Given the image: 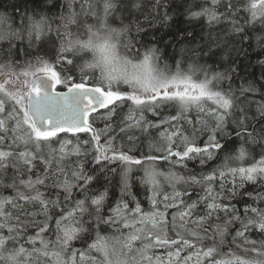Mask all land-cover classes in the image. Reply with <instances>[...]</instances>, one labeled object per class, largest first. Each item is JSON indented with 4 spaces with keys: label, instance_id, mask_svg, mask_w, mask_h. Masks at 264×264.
<instances>
[{
    "label": "snow or ice",
    "instance_id": "6c2138e0",
    "mask_svg": "<svg viewBox=\"0 0 264 264\" xmlns=\"http://www.w3.org/2000/svg\"><path fill=\"white\" fill-rule=\"evenodd\" d=\"M42 3L51 8L20 13L18 25L0 10V36L8 38L7 47L0 44V264H264L237 255L264 256V0H65L59 15L58 0ZM176 16L190 27H179ZM82 17L118 22L145 37L147 28L169 29L173 52L161 51L153 36L138 47L136 62L117 57L108 40L76 38L91 32ZM201 18L207 23L197 30L192 21ZM25 39L29 48L55 50L59 71L40 56L19 64L15 41ZM84 49L93 50L91 62L77 55ZM253 65L259 76L247 78L245 68ZM97 69L98 83L87 87L84 80ZM58 85L67 90L49 91ZM96 121L104 127H94ZM141 137L159 156L129 155ZM218 153L223 163L205 171ZM158 159L186 171L160 172ZM193 161L200 171L189 169ZM116 162L119 170L110 167ZM132 165L142 168L150 211L132 195ZM114 176L120 198L113 207ZM159 177L170 193L161 191ZM197 188L201 194L192 199L189 190ZM168 209H177L170 219ZM76 241L86 247H74ZM226 244L235 250L222 252Z\"/></svg>",
    "mask_w": 264,
    "mask_h": 264
},
{
    "label": "trees",
    "instance_id": "16d2710c",
    "mask_svg": "<svg viewBox=\"0 0 264 264\" xmlns=\"http://www.w3.org/2000/svg\"><path fill=\"white\" fill-rule=\"evenodd\" d=\"M65 2V0H58V6L53 9V11L59 15L60 12L64 11L65 9L61 8L60 5H63ZM49 8H51V5H45L42 3V0H0V10H5L7 12H9L12 16L16 17V24H19V14L24 12V11H32V10H36V11H47ZM76 11H79V4L77 3L74 6ZM183 11V9H182ZM49 15H52L51 12L48 13ZM177 20V24L179 27L182 28H188L190 27V25L187 24V19L185 16H176L175 17ZM143 19V18H141ZM88 20L90 22H92L94 20V17H90L88 18ZM207 21L206 19L201 18L199 21H192V26L194 28H197V30H199V26L201 24L206 25ZM116 24H119L118 22ZM155 27H159V25H156ZM73 31H75V29H72ZM176 30V26L174 25L173 28L171 29V31H175ZM148 32V35L142 36V41L143 43H149V42H153V36L156 37V40L159 42V47L162 48L166 54H168L169 56L172 54L173 52V48L171 47V39L170 37L166 36V33L169 32V29H164L161 28L158 32L151 29V28H147L146 30ZM55 35V33H53V36ZM84 33L83 30H81L80 35L77 36V39H81V40H85L83 38ZM15 44L17 46V48L20 50V55L17 58L18 59V63L23 65L25 63V61H30V60H34L35 56H40L43 57L46 60H49L50 63H53L56 52L55 50L51 49L49 47V45L44 44L43 46H41L39 43H37L35 46H33L32 48L28 47V42L27 40L24 41H15ZM5 47H7V43L4 44ZM25 52L31 53V55H25ZM86 54V55H85ZM77 55L80 56H84V58L89 61V53L87 51H82V52H78ZM117 57H121L120 55H118L116 53ZM180 57L177 56V59H179ZM90 62V61H89ZM168 63L170 65H173V61L172 60H168ZM245 63L247 64L248 61H245ZM252 63H255V55L253 54V59H252ZM53 66L59 71V65H56L53 63ZM21 69L17 68L16 71H20ZM99 69H97V72H95L94 75L90 74L89 78H86L84 80L85 84H90L93 86H96V84L98 83V77H99ZM253 71H255L256 76H259V71L258 68H256L255 65H253L251 68H245V75L247 76V78H251L248 74L252 73ZM1 78H5L3 76H0ZM77 82H79V79H77ZM241 83V81H237V84ZM124 89H127L126 85H122L121 86ZM57 89H64L63 85H58L56 86ZM257 99H259V97H256ZM126 110V109H125ZM104 111V110H102ZM166 113L168 111H174L173 109H166L165 110ZM96 114H92V116L89 118L90 122L92 121V119L95 117ZM194 115V113H193ZM149 116H151V114H149ZM94 127L96 128H102L104 127V124L100 121H96L94 124ZM79 135L82 139H89L91 136V133H79L76 134ZM137 135H140L139 133H137ZM71 138L73 137L72 134H68V133H62L59 134L58 137L59 138H65V137ZM54 140L56 139L55 137L53 138ZM202 139H206V137H203ZM233 139H235V137H233ZM101 143H104V140H101ZM117 144L121 143L120 140H117L116 142ZM148 144V140L145 139L144 137H141L140 141L138 142V146L135 152L133 153H129V155H135L138 159H142V154H155L157 156H159V153H149V149L147 147ZM126 150V149H125ZM256 151L258 152L259 149H256ZM224 153H218V159H215L213 161H210L204 168L205 171L210 170L213 167H216L217 165L223 163V157H224ZM256 159H259V156H256ZM156 167L157 170L160 172H167L169 170V168L171 167V170L173 171H179L181 172V174H184L186 170H182L180 168L179 165H176L175 167H172L171 165H169L168 162L162 160V159H158L156 162ZM90 167H94L93 165H89ZM110 167H114L117 168V170H119V168L121 167L120 162H116L112 165H110ZM133 168V172H132V176L134 178V182H133V187L131 189L132 195L135 197V200L137 202H140L141 204V208L143 211L147 212L152 210L151 209V204L149 201V197L151 196V192L147 190L146 186L141 184L139 182V178L143 175V171L142 168L140 166L137 165H132ZM189 169H195L196 171H200V166L198 164V162H189ZM160 180V184H161V191L162 192H166V193H170L172 191L171 187L164 181L163 177H159ZM94 189H99V191H103L104 188L101 185H93L92 186ZM246 188H248L249 191H253L258 190V186H253V185H246ZM181 190L182 189H179ZM192 195L191 198L192 199H197L198 196L201 194L200 189L197 188L195 192H192V190H189ZM108 192H109V204H111L113 207L115 206L116 201L119 200L120 198V186H119V177L118 176H114L112 178V183L111 185L108 186ZM4 195H10V192L5 191ZM74 196L77 199H81L83 198L80 194H79V190H74ZM125 199H128L127 197H125ZM162 199V196L158 197V200ZM185 199H187V197H185ZM245 200H247V197H244ZM232 203L235 204L236 208L239 209L241 212L243 211V208L245 207V205L241 202L238 201H232ZM250 203V201H249ZM70 206V205H69ZM135 204H130V207H134ZM202 209V205L200 206ZM160 210H163V205L160 204L159 205ZM177 211V209H168V213H169V219H170V215L171 213ZM57 213L60 212V209L56 210ZM54 227V224H53ZM125 232L127 230H124ZM110 232V230H109ZM109 232H105L102 234H109ZM250 239H254L258 241L257 247L259 246V240L261 239L255 232H253L250 236ZM91 241H89L90 243ZM74 247L80 249V248H84L86 247L85 244H83L80 241H76L74 242ZM9 248H11V245H9ZM163 249H160L159 251H162ZM235 250V246L234 245H229L226 244L223 246L222 248V252L224 253H229L230 251ZM237 255H241L243 256V258L246 259H253V258H257V254L254 252H248L247 254H244L242 250L237 251ZM224 259H228L229 257L227 255H225L223 257Z\"/></svg>",
    "mask_w": 264,
    "mask_h": 264
},
{
    "label": "clouds",
    "instance_id": "9594fccd",
    "mask_svg": "<svg viewBox=\"0 0 264 264\" xmlns=\"http://www.w3.org/2000/svg\"><path fill=\"white\" fill-rule=\"evenodd\" d=\"M58 19V17L56 18ZM82 19H84L82 17ZM84 23L87 28H91V32H87L83 30L85 40L91 38L94 44L103 43L105 40H108L110 44H114L115 51L121 57H127L132 59L133 62L137 61L136 51L142 41V33L137 34L135 28L131 30H125L124 26L121 24L111 23L109 21H98L96 18L92 22L88 19H84ZM60 25L54 24L53 28L59 27ZM110 29H114L115 31H110ZM95 33V35H92ZM135 37V39H134ZM27 40V39H25ZM8 42V38L6 36H0V44H5ZM28 42V41H27ZM152 45H147V47H151ZM159 47V45H158ZM163 51L162 48H160ZM141 52L146 50V47L139 49ZM89 53V61L91 62L94 58L92 49H84ZM192 60L186 61L183 65V70H187L188 65L192 63ZM201 64L203 61L200 62ZM157 69H163L164 62L160 61L156 64ZM172 71H175V68H172ZM199 75V73H197ZM257 261H264V256H258L257 258H253Z\"/></svg>",
    "mask_w": 264,
    "mask_h": 264
},
{
    "label": "water",
    "instance_id": "95a60500",
    "mask_svg": "<svg viewBox=\"0 0 264 264\" xmlns=\"http://www.w3.org/2000/svg\"><path fill=\"white\" fill-rule=\"evenodd\" d=\"M50 83L51 82H49V85H50ZM87 87H93V85H90V84H85ZM67 89L66 88H64V89H57L56 87L53 89V88H51L50 86H49V91H66ZM103 110V109H102ZM102 110H100V111H102ZM93 114H95V113H93ZM82 133V132H81ZM59 134H62V133H59ZM58 134V135H59ZM68 134H72V133H68ZM79 134V133H78ZM73 135V134H72Z\"/></svg>",
    "mask_w": 264,
    "mask_h": 264
},
{
    "label": "rangeland",
    "instance_id": "374dc122",
    "mask_svg": "<svg viewBox=\"0 0 264 264\" xmlns=\"http://www.w3.org/2000/svg\"><path fill=\"white\" fill-rule=\"evenodd\" d=\"M4 79H5V78H1V77H0V83H2V82L4 81ZM29 79H31V77H30ZM8 87L11 88L12 86L9 85ZM159 250H160V249H157L156 251H157L158 253H160V254H163L164 250H162V251H159Z\"/></svg>",
    "mask_w": 264,
    "mask_h": 264
}]
</instances>
